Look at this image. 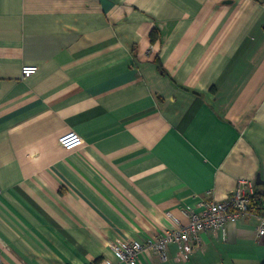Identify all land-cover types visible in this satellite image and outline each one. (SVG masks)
Segmentation results:
<instances>
[{
  "label": "crops",
  "instance_id": "0c3cea01",
  "mask_svg": "<svg viewBox=\"0 0 264 264\" xmlns=\"http://www.w3.org/2000/svg\"><path fill=\"white\" fill-rule=\"evenodd\" d=\"M241 180L264 194V0H0V264H115ZM263 219L138 264H264Z\"/></svg>",
  "mask_w": 264,
  "mask_h": 264
},
{
  "label": "built area",
  "instance_id": "2783aa9c",
  "mask_svg": "<svg viewBox=\"0 0 264 264\" xmlns=\"http://www.w3.org/2000/svg\"><path fill=\"white\" fill-rule=\"evenodd\" d=\"M38 70L37 66H23L22 78H31L37 74ZM82 142V136L76 132L59 138V144L63 148H72ZM255 194L256 185L253 182L241 180L226 199L207 201L202 211L189 212L186 224H182L178 217L169 213L168 215L177 226L163 230L156 239L112 241L110 248L117 259L115 264H138L139 256L148 250L157 251L163 260H167L168 251L172 245H178L183 259H187L199 246L201 233L224 229L250 214L253 211L252 201ZM259 235L264 236V219L260 222Z\"/></svg>",
  "mask_w": 264,
  "mask_h": 264
},
{
  "label": "trees",
  "instance_id": "16d2710c",
  "mask_svg": "<svg viewBox=\"0 0 264 264\" xmlns=\"http://www.w3.org/2000/svg\"><path fill=\"white\" fill-rule=\"evenodd\" d=\"M152 39L153 41H155L156 39L154 33L152 34ZM158 66L160 71L163 74H166V70L164 69L163 65L160 63L159 60H158ZM252 210H256L257 212H259V214H261V216L264 217V194L259 192L258 190H256V194L252 201ZM100 262L101 260H97L94 262V264H100Z\"/></svg>",
  "mask_w": 264,
  "mask_h": 264
},
{
  "label": "water",
  "instance_id": "95a60500",
  "mask_svg": "<svg viewBox=\"0 0 264 264\" xmlns=\"http://www.w3.org/2000/svg\"><path fill=\"white\" fill-rule=\"evenodd\" d=\"M260 183V182H259Z\"/></svg>",
  "mask_w": 264,
  "mask_h": 264
}]
</instances>
